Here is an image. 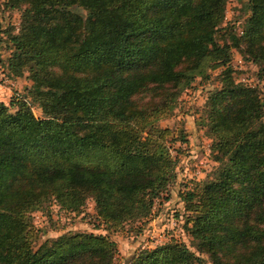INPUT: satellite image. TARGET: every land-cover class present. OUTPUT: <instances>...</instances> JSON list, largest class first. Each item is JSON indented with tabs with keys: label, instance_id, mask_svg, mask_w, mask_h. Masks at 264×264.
<instances>
[{
	"label": "trees",
	"instance_id": "obj_1",
	"mask_svg": "<svg viewBox=\"0 0 264 264\" xmlns=\"http://www.w3.org/2000/svg\"><path fill=\"white\" fill-rule=\"evenodd\" d=\"M13 1L24 8L7 68L27 71L43 117L22 98L0 101V264H113L107 234L66 231L35 247L30 213L49 198L76 210L91 196L109 226L150 214L176 178L169 140L187 141L159 120L196 73L227 63L214 38L226 0ZM247 2L245 34L264 41V0ZM259 53L264 70V45ZM206 107L222 156L213 178L182 195L186 226L212 264H264V103L222 79ZM125 264L205 263L170 239Z\"/></svg>",
	"mask_w": 264,
	"mask_h": 264
},
{
	"label": "rangeland",
	"instance_id": "obj_2",
	"mask_svg": "<svg viewBox=\"0 0 264 264\" xmlns=\"http://www.w3.org/2000/svg\"><path fill=\"white\" fill-rule=\"evenodd\" d=\"M12 3L13 0H0V101L8 105L11 98H22L36 117H43L42 108L27 93L31 85L27 71L15 74L7 68L11 52L8 33L18 32L24 8V5L20 7ZM250 14L247 0H226L224 21L215 31L214 38L220 46L228 49L227 63L221 62L220 57L213 60L203 73H196L190 85L180 91L171 115L159 120L162 127H169L176 133L182 129L187 141L169 140L170 152L177 159L176 178L154 198L150 214L114 227L103 223L97 216L91 196L76 210L63 208L49 198L30 213L35 247L66 231L102 233L117 244L118 254L113 264H125L135 252L175 239L202 257L205 264H212L207 254L197 251L189 233L186 226L189 213L185 210L182 195L185 191L199 190V184L213 178L219 166L221 150L215 147L216 139L208 134L206 103L208 97L219 89L222 79L247 85L264 103L263 64L254 59L260 54L264 41L252 42L246 36V19Z\"/></svg>",
	"mask_w": 264,
	"mask_h": 264
}]
</instances>
